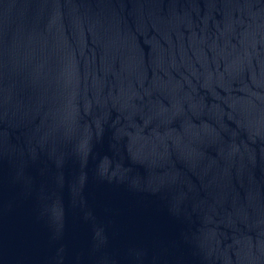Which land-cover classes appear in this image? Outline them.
Segmentation results:
<instances>
[{
  "label": "water",
  "instance_id": "obj_1",
  "mask_svg": "<svg viewBox=\"0 0 264 264\" xmlns=\"http://www.w3.org/2000/svg\"><path fill=\"white\" fill-rule=\"evenodd\" d=\"M0 264H264V0H0Z\"/></svg>",
  "mask_w": 264,
  "mask_h": 264
}]
</instances>
